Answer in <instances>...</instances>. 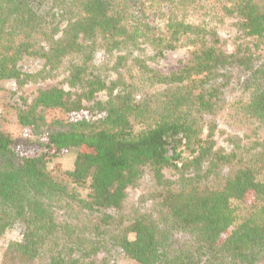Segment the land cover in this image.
Returning <instances> with one entry per match:
<instances>
[{
    "label": "trees",
    "instance_id": "trees-1",
    "mask_svg": "<svg viewBox=\"0 0 264 264\" xmlns=\"http://www.w3.org/2000/svg\"><path fill=\"white\" fill-rule=\"evenodd\" d=\"M54 80L0 125V264H264V0H0V81Z\"/></svg>",
    "mask_w": 264,
    "mask_h": 264
},
{
    "label": "rangeland",
    "instance_id": "rangeland-1",
    "mask_svg": "<svg viewBox=\"0 0 264 264\" xmlns=\"http://www.w3.org/2000/svg\"><path fill=\"white\" fill-rule=\"evenodd\" d=\"M249 41L240 32L226 27L220 33V47L227 53L232 52L239 43ZM189 54L188 47H180L174 51L167 52L162 59L151 64L152 67L156 68L161 73H169L182 67L187 61ZM41 65L39 59L24 57L20 66L24 71L33 72L37 70ZM59 84L56 80L54 81H40L37 83H31L17 87L13 82L0 81V125L4 131L14 136H27L28 129L18 125L16 120V108L13 106L15 100L19 95L24 98L31 100L33 99L40 89L48 88L52 85ZM61 85V84H59ZM14 92L17 94L14 96ZM87 105H90L87 103ZM65 115L59 111L47 112L46 119H63ZM217 118V117H216ZM222 131L223 126H222ZM223 133V132H222ZM220 134L217 136V146L224 147L226 144V135ZM20 152L25 155H33L35 152L32 149H20ZM73 162V155L67 154L60 159L55 160L49 164V168H52L54 163L60 165L62 169L71 168ZM165 177L173 179L175 174L170 171H165ZM16 228L9 229L0 238V257L9 241L18 239ZM118 264H136L121 253L116 255Z\"/></svg>",
    "mask_w": 264,
    "mask_h": 264
}]
</instances>
